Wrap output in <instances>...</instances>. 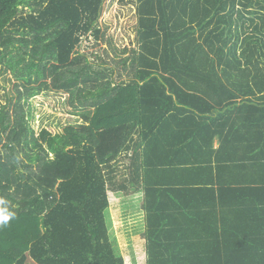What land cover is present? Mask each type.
Returning a JSON list of instances; mask_svg holds the SVG:
<instances>
[{"label":"trees","instance_id":"trees-1","mask_svg":"<svg viewBox=\"0 0 264 264\" xmlns=\"http://www.w3.org/2000/svg\"><path fill=\"white\" fill-rule=\"evenodd\" d=\"M105 1L0 0V65L24 80L0 110V264H126L109 193L140 197L142 264H264V0H127L123 50ZM97 41L113 69L80 53ZM48 89L78 126L35 134Z\"/></svg>","mask_w":264,"mask_h":264},{"label":"rangeland","instance_id":"rangeland-1","mask_svg":"<svg viewBox=\"0 0 264 264\" xmlns=\"http://www.w3.org/2000/svg\"><path fill=\"white\" fill-rule=\"evenodd\" d=\"M40 0H31L33 5ZM29 10L21 8L20 14L24 15ZM99 27L105 32V40L111 38L115 47L119 50L124 48H134L136 38V16L135 5L127 0H106L103 4L101 15L98 21ZM103 50H108L109 56L114 58V54L108 49L106 43L97 41L96 45L83 46L80 53L87 57L88 63L94 71L102 72L105 69H113L111 64H105L106 56ZM17 53L12 52L15 56ZM103 63V64H102ZM115 70V69H114ZM49 84V79H45ZM24 83L14 77L13 71L5 69L0 65V110L1 107L9 106L13 110L17 95L14 86ZM39 83H32L37 86ZM68 96L62 91L48 89L40 93L37 97L30 99L26 110L30 111V124L35 134L40 130L46 129L54 134H62L65 127L80 124L77 116H72L71 109L67 104ZM111 204L107 210L106 220L110 226V238L114 251L122 256L126 264H142V249L144 239L142 214L137 209L139 196H126L121 194L109 193ZM27 264H35L28 261Z\"/></svg>","mask_w":264,"mask_h":264},{"label":"clouds","instance_id":"clouds-1","mask_svg":"<svg viewBox=\"0 0 264 264\" xmlns=\"http://www.w3.org/2000/svg\"><path fill=\"white\" fill-rule=\"evenodd\" d=\"M14 219V213L9 211L8 201L0 198V227L5 226Z\"/></svg>","mask_w":264,"mask_h":264},{"label":"crops","instance_id":"crops-1","mask_svg":"<svg viewBox=\"0 0 264 264\" xmlns=\"http://www.w3.org/2000/svg\"><path fill=\"white\" fill-rule=\"evenodd\" d=\"M120 166H122V164H120ZM119 194V193H118Z\"/></svg>","mask_w":264,"mask_h":264}]
</instances>
